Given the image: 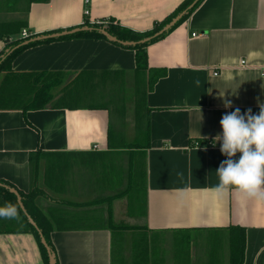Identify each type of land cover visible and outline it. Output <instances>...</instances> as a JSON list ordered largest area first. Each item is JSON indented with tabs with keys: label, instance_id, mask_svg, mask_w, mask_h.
I'll list each match as a JSON object with an SVG mask.
<instances>
[{
	"label": "crops",
	"instance_id": "crops-1",
	"mask_svg": "<svg viewBox=\"0 0 264 264\" xmlns=\"http://www.w3.org/2000/svg\"><path fill=\"white\" fill-rule=\"evenodd\" d=\"M183 1L0 0V25H21L0 38V53L7 42L58 34L18 53L11 70L73 81L66 98L74 108L0 110V181L33 191L57 264H112L113 239L119 264L139 250L173 264L174 237L187 233L189 264H229L231 226L244 230L242 264H264V204L218 197L212 189L226 157L220 146H191L215 142L225 113L258 114L264 104V0H202L147 46L141 97L133 50L64 38L84 21L145 32ZM201 236L217 244L204 246ZM0 264H42L34 236L0 234Z\"/></svg>",
	"mask_w": 264,
	"mask_h": 264
},
{
	"label": "trees",
	"instance_id": "trees-1",
	"mask_svg": "<svg viewBox=\"0 0 264 264\" xmlns=\"http://www.w3.org/2000/svg\"><path fill=\"white\" fill-rule=\"evenodd\" d=\"M45 2L47 0H32ZM194 0H184L172 13H170L165 19L160 22H155L153 27L145 32H136L120 25L114 23L113 21L108 22L106 25L104 23H89L84 21L82 25L76 28L87 27L88 30H81L69 34L64 38H91V39H103L109 41L100 30H105L109 35L113 36L119 42H133L134 45L124 46L119 42H111L115 45L122 46L134 51V61H135V79H136V90L140 95V79L143 77L144 72L148 69L147 65V53L146 48L150 44L161 40L173 29L179 26L191 12L199 5L202 0H198L196 4L189 10L187 7ZM186 13L168 30L155 36L165 25H167L173 18L178 14L185 11ZM12 23L9 25H0V38L3 36L8 37L11 34H15L20 30L21 25H16V29H12ZM4 30V31H3ZM2 31V32H1ZM145 39L147 41L141 42ZM27 39L21 41L7 42V51L0 53V110H12L19 109L22 112L29 110H39L45 108H60L61 106H70L72 108L77 105L69 104L66 95H70L71 92L68 87L72 84L69 83L65 85L64 83V73L62 72H33V73H19L11 70L10 63L12 59L25 48L34 45L37 42H28L27 44H21ZM11 51V52H10ZM163 73H159L158 76ZM78 78V77H76ZM157 79V78H156ZM155 80V79H153ZM155 81L151 82L154 83ZM150 83V84H151ZM59 95V97H57ZM141 97V95H140ZM139 100V97H138ZM67 102L68 104H66ZM206 146L205 141H197L191 144L192 147ZM35 153L29 154V161L32 163L35 159ZM13 188L11 184L0 181V206H3L7 202H11L18 206L19 214L15 219H4L0 218V234L2 233H30L34 236L36 244L39 248L42 257V264H49L48 256L45 248L41 244L38 231L33 227L27 220L26 215L23 213L19 207L16 197L14 194L9 192L5 188ZM16 190V189H15ZM17 191V190H16ZM21 197L22 205L31 219L35 222L37 228L40 230L43 238L45 239L47 245L49 246L51 253L54 258V264H57L54 248L50 241L49 234L51 231L50 226L44 221V219L39 215L38 210L33 204L34 193L33 191L25 194L17 191ZM190 234H184L182 237L176 240L174 243V252L172 254L173 264H189V251H190ZM244 230L241 227H229L228 228V261L229 264H242L243 253H244ZM136 243H133V246ZM112 264H119V262L124 261L123 257L120 255L119 244L113 239L111 248ZM161 257L153 256L148 257L146 250L143 251H133L132 259L129 264H159ZM161 261V260H160ZM123 264H126L123 262Z\"/></svg>",
	"mask_w": 264,
	"mask_h": 264
},
{
	"label": "clouds",
	"instance_id": "clouds-1",
	"mask_svg": "<svg viewBox=\"0 0 264 264\" xmlns=\"http://www.w3.org/2000/svg\"><path fill=\"white\" fill-rule=\"evenodd\" d=\"M259 109L258 114L251 109L242 114L236 108L220 120L222 131L214 141L226 159L216 170L218 184L212 191L218 197L235 193L241 201L264 204V104ZM18 214L11 202L0 206V218L15 219Z\"/></svg>",
	"mask_w": 264,
	"mask_h": 264
},
{
	"label": "water",
	"instance_id": "water-1",
	"mask_svg": "<svg viewBox=\"0 0 264 264\" xmlns=\"http://www.w3.org/2000/svg\"><path fill=\"white\" fill-rule=\"evenodd\" d=\"M198 0H194L188 7H187V10L191 9L197 2ZM186 13V10L181 12L180 14H178L175 18H173L167 25H165L158 33L155 34V36L165 32L166 30H168L169 28H171L184 14ZM89 28L87 27H83V28H77V29H74L73 31L69 32V33H74V32H77V31H81V30H88ZM100 32L103 34L104 37H106L109 41L111 42H119L117 41L113 36L109 35L105 30H100ZM66 33H62L61 35H65ZM58 34H54V35H48V36H39V37H36L35 39H31V40H28V41H24L23 43H21L22 45L23 44H27L28 42H37L39 41L40 39H45V38H55L57 37ZM148 39H145L141 42H144V41H147ZM121 45H124V46H130V45H134L135 43L133 42H119ZM11 52V51H10ZM6 189L9 190V192H11L12 194L15 195L16 197V200H17V203L19 205V207L21 208V210L23 211V213L26 215V218L28 220V222L36 228V230L38 231V234H39V237H40V241H41V244L43 245V247L45 248L46 250V253H47V256H48V262L49 264H54V258H53V255L51 253V250L49 248V246L47 245L45 239L43 238L40 230L37 228L35 222L31 219V217L29 215H27L23 205H22V202H21V197L20 195L18 194V192L13 189V188H9V187H6Z\"/></svg>",
	"mask_w": 264,
	"mask_h": 264
},
{
	"label": "rangeland",
	"instance_id": "rangeland-1",
	"mask_svg": "<svg viewBox=\"0 0 264 264\" xmlns=\"http://www.w3.org/2000/svg\"><path fill=\"white\" fill-rule=\"evenodd\" d=\"M121 89H122V92H123V90H125V91H128V87H127V84H125V86L123 87H121ZM132 88L131 87H129V91L131 90ZM126 102H128V101H126ZM128 104V103H127ZM183 235H181V236H175L174 238H180V237H182ZM190 238L192 239L193 238V236H192V234H190ZM200 238H201V240H200ZM199 238V242H202L203 243V245L204 246H209V247H212L211 245H212V243L213 242H215V241H211V237L210 236H207L206 238L204 237V236H201ZM168 240H169V238H168ZM174 242V241H173ZM170 241H168V245H167V247H166V249L167 250H170ZM173 244H175V243H173ZM214 244H217L216 242L214 243ZM126 249V253L128 254V250H127V248H125ZM199 250V252H202V250L201 249H198ZM166 258L167 259H170L171 257H170V255H166ZM165 261V260H164Z\"/></svg>",
	"mask_w": 264,
	"mask_h": 264
},
{
	"label": "built area",
	"instance_id": "built-area-1",
	"mask_svg": "<svg viewBox=\"0 0 264 264\" xmlns=\"http://www.w3.org/2000/svg\"><path fill=\"white\" fill-rule=\"evenodd\" d=\"M87 2H88V0H85V3H87ZM84 14L87 15L88 11L85 10ZM196 35H198V34H195V33L192 34V36H196ZM22 36H24V37L27 36V33H26L25 30H22ZM261 74L264 76V67L261 69ZM214 75H216V73H214ZM195 145H196V147H200V146H198V143H196ZM206 146H220V144L219 143H215L213 141H206Z\"/></svg>",
	"mask_w": 264,
	"mask_h": 264
}]
</instances>
